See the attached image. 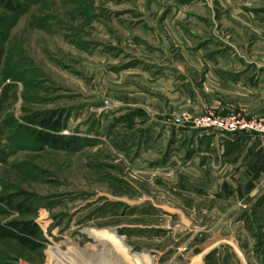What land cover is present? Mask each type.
<instances>
[{
	"label": "rangeland",
	"instance_id": "1",
	"mask_svg": "<svg viewBox=\"0 0 264 264\" xmlns=\"http://www.w3.org/2000/svg\"><path fill=\"white\" fill-rule=\"evenodd\" d=\"M262 98L264 0H0V264H264L249 137L193 162L154 124Z\"/></svg>",
	"mask_w": 264,
	"mask_h": 264
},
{
	"label": "crops",
	"instance_id": "2",
	"mask_svg": "<svg viewBox=\"0 0 264 264\" xmlns=\"http://www.w3.org/2000/svg\"><path fill=\"white\" fill-rule=\"evenodd\" d=\"M262 99H264V98H262ZM259 100H261V99H259ZM246 111L249 112V114L246 113V115L248 117L249 116L258 117L257 115H263V112H264L263 111V112L259 113L260 111L257 110L255 107H253L252 109L246 108ZM154 124L156 125V127H158L159 125H160V127L163 126L162 132L164 133L165 136H168V134H170V132L173 130V133H174L173 139L179 138L180 136H182V137L187 136L188 140L191 139L193 141V143L190 146L193 149L191 161H193V162H196L199 159H204L205 157H206V160H210V159L213 160L215 158V155L222 151V148H221L222 146L218 144V140H216V138H217L216 135L214 137L213 136L211 137V135L208 134V132L196 131L195 128H192L189 123L184 124V126H182V129H178V130L175 127L172 128L173 126L169 125L165 120H159V121L157 120V122H155ZM172 125H174V124H172ZM174 126H176V125H174ZM239 136H244L243 141H247V139L245 137H249V140H248V142H246L244 149H241V151H240V157L243 156V154L245 152L248 154L247 155V162H246L245 168L243 170L244 174L246 176V179L242 183H245L250 178V175L247 173V165H248L249 161L252 159L253 153L257 149H261L263 151V155H264V138L260 137V136L253 135V136H256V138L254 139V142H253V139H252L253 137H250V135L248 136L245 134H239ZM220 140H221V138H220ZM200 143L201 144L203 143V146H200L201 145ZM243 143H245V142H243ZM251 143H252V146H250ZM181 155H183V149H180L177 152L178 157ZM235 165H237V164L235 163ZM261 178H264V175H262V177H260L259 179H261Z\"/></svg>",
	"mask_w": 264,
	"mask_h": 264
},
{
	"label": "built area",
	"instance_id": "3",
	"mask_svg": "<svg viewBox=\"0 0 264 264\" xmlns=\"http://www.w3.org/2000/svg\"><path fill=\"white\" fill-rule=\"evenodd\" d=\"M175 125L189 123L192 128L212 130L216 136L226 133L256 135L264 138V116L244 117L240 114H214L203 113L188 116L181 113L173 119Z\"/></svg>",
	"mask_w": 264,
	"mask_h": 264
},
{
	"label": "trees",
	"instance_id": "4",
	"mask_svg": "<svg viewBox=\"0 0 264 264\" xmlns=\"http://www.w3.org/2000/svg\"><path fill=\"white\" fill-rule=\"evenodd\" d=\"M52 127H54L52 125ZM38 140H46L45 136L39 137ZM247 173L250 175V178L242 185H236L233 189L228 188L225 192L226 196L235 195L236 198L240 200H245L247 195L254 189L257 181L262 175H264V155L261 149H257L253 153L252 159L247 165ZM222 187L225 189L227 185L222 184ZM25 230L20 229L21 233L15 231L12 233V237L17 241L19 245L27 249L35 250L39 248V244L35 241V230L32 228H24ZM220 254L219 249L215 248L210 250L204 256V264H229L231 255L228 250H224L225 258L219 260L218 255Z\"/></svg>",
	"mask_w": 264,
	"mask_h": 264
},
{
	"label": "water",
	"instance_id": "5",
	"mask_svg": "<svg viewBox=\"0 0 264 264\" xmlns=\"http://www.w3.org/2000/svg\"><path fill=\"white\" fill-rule=\"evenodd\" d=\"M198 235H201V233L199 232V234Z\"/></svg>",
	"mask_w": 264,
	"mask_h": 264
}]
</instances>
